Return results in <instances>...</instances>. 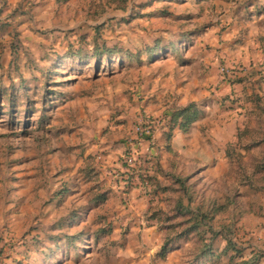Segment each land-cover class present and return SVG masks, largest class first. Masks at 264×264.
<instances>
[{
  "label": "rangeland",
  "instance_id": "obj_1",
  "mask_svg": "<svg viewBox=\"0 0 264 264\" xmlns=\"http://www.w3.org/2000/svg\"><path fill=\"white\" fill-rule=\"evenodd\" d=\"M225 82L241 83L243 94L225 105L250 116L243 144L228 148V172L215 177L207 164L179 162L162 181L177 189L174 204L184 195L175 176L194 207L227 204L216 230L228 229L245 260L264 264V0H0V264H103L125 251L131 226L103 209L69 224L84 204L68 194L64 149L102 134L122 137L124 157L136 125L166 122L161 104L179 91L204 103L225 99ZM164 204L167 219L173 206ZM166 224L164 239L181 231ZM191 237L173 244L187 258L200 245ZM226 246L220 237L215 249Z\"/></svg>",
  "mask_w": 264,
  "mask_h": 264
},
{
  "label": "crops",
  "instance_id": "obj_2",
  "mask_svg": "<svg viewBox=\"0 0 264 264\" xmlns=\"http://www.w3.org/2000/svg\"><path fill=\"white\" fill-rule=\"evenodd\" d=\"M240 84L225 82L223 84L225 99L222 100L204 103L201 97H189L186 91H179L177 96L169 100L166 105H160L158 115L169 116L173 109L185 107L193 102L199 104L204 113L189 131L183 132L176 128L170 143L165 139L163 132L156 137V147L151 146L149 136L137 143V150L144 160L158 158L160 172L157 173L156 179L161 188L170 187L162 180L168 179L170 175L174 177V174L168 171L174 173L178 169L179 162L207 164L209 171L215 177L228 172V160L231 159L228 148L232 145L241 146L244 135L249 130L247 123L242 124V121L250 118L249 114L241 113L242 108H234L231 105L232 109H230L225 105L228 98L243 95L237 89ZM248 98L249 96L247 100ZM100 138L99 142L90 143L89 135H85L83 141L87 142L85 146L72 145L71 148L64 149L68 156L62 159L67 168L65 180L69 182L66 185L70 190L68 194L78 197L80 201L78 204H84V207L78 209L79 215L68 219L69 224L71 225L72 222L75 225L79 224L81 222L79 218L84 212H101L100 210L103 209L102 212L113 216L114 224L119 221L120 225L131 226L128 247L125 251L111 252L109 263L105 259L103 264H197L193 261L192 254L191 258H187L180 245L174 247L166 257L158 256L157 250L167 239H164L163 231L159 230L160 221L150 217L155 210L162 211L165 215L167 206L164 203L169 207L173 206L170 207L172 211L176 207L177 199H174V204L171 198L174 194L172 191L158 190L156 197H152L151 200L142 186L139 172L130 175L123 173V155L127 146L126 142L121 141L122 137L107 139L101 134ZM57 161L61 162L60 159ZM175 178L180 177L175 176ZM103 193H107L104 204L90 203L95 195ZM2 228L3 225L0 224V235ZM9 228L11 232H17L20 229L16 225H10ZM191 238L193 237L178 238L174 244L181 241L189 242ZM97 240L100 239L97 238ZM3 264H10V262L4 259Z\"/></svg>",
  "mask_w": 264,
  "mask_h": 264
},
{
  "label": "trees",
  "instance_id": "obj_3",
  "mask_svg": "<svg viewBox=\"0 0 264 264\" xmlns=\"http://www.w3.org/2000/svg\"><path fill=\"white\" fill-rule=\"evenodd\" d=\"M204 115L201 107L197 103H190L182 108L173 109L171 115L167 116L166 124L163 128L162 132L168 143L172 140L173 132L176 128H179L183 132L189 131L191 126L197 122ZM169 150V146L167 147ZM148 172L141 173L140 177L143 180L148 181L149 190L148 195L151 197H156L158 190L162 191H172L176 193L177 189H172L170 187L161 188L160 184L156 179V175L160 172V165L155 159H148ZM177 183L183 185L182 190H184V195L177 199L176 207L171 211L172 217H168L167 219H162V215L165 216L162 211L155 210L150 217V219H158L162 223H167L163 228L170 232L176 231L177 229L181 230L175 237L167 239L164 243L162 250L158 254L159 257L164 258L166 255L174 248L173 244L178 238H185L190 236H197L199 247L197 252L194 255V262L197 264H202L203 261L215 262L216 260H220L222 257L228 258L227 264H256L258 259L257 256L253 257L249 260H245L242 252L238 251L235 245L232 243V240L228 239L225 233H227L228 229H220L216 230L214 221L215 216L217 214H222L227 211V204L218 207L214 202L207 207L203 205L194 207L192 205V199L190 198V191L185 189L184 182L181 178L177 179ZM107 200V193L97 194L95 195L90 203L92 205L104 204ZM185 200L187 202H185ZM171 218H182L183 221L176 223L175 225H168V222ZM64 225H57V229L63 228ZM226 228V225H224ZM202 228L204 230L202 231ZM228 228V227H227ZM210 234V237H206ZM219 237H223L227 241V246L220 253L215 249V242ZM69 240L70 243L75 242L77 238L75 237H64ZM101 237H98L100 239ZM233 251V254L230 255L229 252ZM16 264H24L22 261H16Z\"/></svg>",
  "mask_w": 264,
  "mask_h": 264
},
{
  "label": "built area",
  "instance_id": "obj_4",
  "mask_svg": "<svg viewBox=\"0 0 264 264\" xmlns=\"http://www.w3.org/2000/svg\"><path fill=\"white\" fill-rule=\"evenodd\" d=\"M165 121H151L144 120L142 123L136 125L135 127V138L132 143L130 150L123 157V173L130 175L134 172L147 173L148 165L147 161L144 160L139 151L137 150V143L143 140L146 136H149V141L151 146H154L157 140V135L162 132L165 127ZM152 159V158H151ZM142 179V186L147 194V196L152 200V197L148 195V190L150 188L148 181Z\"/></svg>",
  "mask_w": 264,
  "mask_h": 264
}]
</instances>
